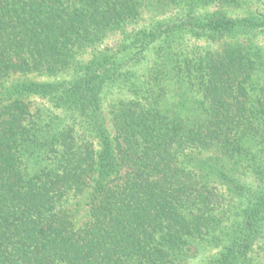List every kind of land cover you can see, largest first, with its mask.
Returning <instances> with one entry per match:
<instances>
[{"label":"trees","instance_id":"1","mask_svg":"<svg viewBox=\"0 0 264 264\" xmlns=\"http://www.w3.org/2000/svg\"><path fill=\"white\" fill-rule=\"evenodd\" d=\"M260 36L264 0H0V264H264Z\"/></svg>","mask_w":264,"mask_h":264},{"label":"rangeland","instance_id":"2","mask_svg":"<svg viewBox=\"0 0 264 264\" xmlns=\"http://www.w3.org/2000/svg\"><path fill=\"white\" fill-rule=\"evenodd\" d=\"M118 37H112V38H110V39H108L107 40V43L109 44V45H115V43H116V39H117ZM256 41L260 44V45H264V36H260V37H257L256 38ZM84 216V213L81 211L80 213H79V215H78V218H82Z\"/></svg>","mask_w":264,"mask_h":264}]
</instances>
